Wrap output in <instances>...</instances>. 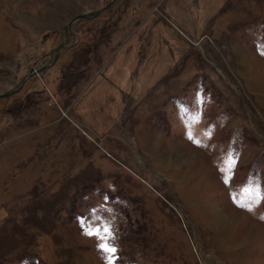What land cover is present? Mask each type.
Instances as JSON below:
<instances>
[{
    "label": "rangeland",
    "instance_id": "1",
    "mask_svg": "<svg viewBox=\"0 0 264 264\" xmlns=\"http://www.w3.org/2000/svg\"><path fill=\"white\" fill-rule=\"evenodd\" d=\"M108 1L0 0V264H264V0Z\"/></svg>",
    "mask_w": 264,
    "mask_h": 264
},
{
    "label": "water",
    "instance_id": "2",
    "mask_svg": "<svg viewBox=\"0 0 264 264\" xmlns=\"http://www.w3.org/2000/svg\"><path fill=\"white\" fill-rule=\"evenodd\" d=\"M113 2V0H109L108 3L106 4L105 7L103 8H100L98 10H94V11H90L88 13H81V14H78L77 16L73 17L67 24V29L70 30V26H71V23L76 19V18H90L92 17L93 15L95 14H98L100 11H102L104 8L108 7L111 5V3ZM68 33V31H66ZM63 46V42H61L60 44H58L53 50L56 51L55 53V59L57 58L58 56V51L59 49ZM50 65V63H46V64H43L41 66H37L35 68H32L29 73H27L26 75H24L20 82H19V85L18 87H21L23 85V83L27 80V78H29L30 76L34 75V74H38L40 73L43 69H45L46 67H48ZM16 89H13L11 91H7V92H4V93H1L0 96H8L10 95L12 92H14Z\"/></svg>",
    "mask_w": 264,
    "mask_h": 264
},
{
    "label": "snow or ice",
    "instance_id": "3",
    "mask_svg": "<svg viewBox=\"0 0 264 264\" xmlns=\"http://www.w3.org/2000/svg\"><path fill=\"white\" fill-rule=\"evenodd\" d=\"M108 231H109V230H108L107 228L104 229V232H108ZM90 234H92V233H90ZM100 247H101L102 249H104V251H106V252L112 254V255H110V257H109V264H113V261H114V254L116 253V248H115V247H110V246H109L108 244H106V243H102V244H100Z\"/></svg>",
    "mask_w": 264,
    "mask_h": 264
}]
</instances>
